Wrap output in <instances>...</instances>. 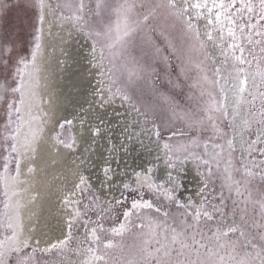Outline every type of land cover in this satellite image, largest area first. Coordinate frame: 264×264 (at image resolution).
I'll list each match as a JSON object with an SVG mask.
<instances>
[{
    "label": "snow or ice",
    "instance_id": "1",
    "mask_svg": "<svg viewBox=\"0 0 264 264\" xmlns=\"http://www.w3.org/2000/svg\"><path fill=\"white\" fill-rule=\"evenodd\" d=\"M27 7L37 10L38 24L29 47L19 39H0V264H42L38 251L61 256L58 264H65L68 251L83 254L82 264H264V0H122L115 5L109 0H29ZM7 9V0H0V10ZM46 16L67 21L91 40V62L100 78L97 94L103 98L107 81L104 103L116 95L129 103L135 113L132 123L140 127L136 135H146L154 144V159L164 160L167 175L157 183L153 168L147 167L136 173L133 187L108 165L101 185L118 191L119 198L112 195L100 202L91 176L80 171L64 197L67 234L37 249L20 239L21 205L12 197L18 191L21 162L35 152L42 132L33 99ZM157 28L179 62V74L187 78L197 57L200 95L196 106L182 114L173 109L172 115L160 116L151 106L137 107L129 95L147 68L129 60L128 49L145 29ZM142 43L153 47L149 38ZM208 43L219 49V65L208 55ZM125 72L127 80L117 86V74ZM72 124L61 122L56 138L64 148L77 151L83 137L64 136ZM89 131L93 137L103 135L100 127ZM189 164L197 170L198 190L182 200V177ZM145 191L155 199H145ZM118 208L123 209V221L117 217L118 226L106 229L105 217ZM78 227L83 229L79 239ZM127 232H134L138 242L121 249L119 258L106 259L109 249L121 247L109 233L115 237Z\"/></svg>",
    "mask_w": 264,
    "mask_h": 264
},
{
    "label": "bare ground",
    "instance_id": "2",
    "mask_svg": "<svg viewBox=\"0 0 264 264\" xmlns=\"http://www.w3.org/2000/svg\"><path fill=\"white\" fill-rule=\"evenodd\" d=\"M112 1L114 2V0ZM121 2L122 0H115L116 4ZM3 18V10H0V23ZM115 19V15L111 14V23L114 24ZM34 26H38L37 10H35ZM42 27V47L37 59L38 72L34 81L35 97L33 99V114L43 122L40 125L42 132L35 145V152L30 153L21 162L18 191L12 197L13 203L19 202L21 205L23 231L20 234V239H27L29 244L37 249H44L49 244L63 239L67 234L65 221L69 209L64 203V197L71 190L76 175L80 171L91 176L93 190L100 196V202L109 199L112 195L119 198L118 191L110 192L107 185L103 187L101 185L105 179L103 170L108 165L111 166L118 178L132 182L133 187H136L135 181L138 179L136 173L142 174V170L147 167L153 168L152 178L157 183L164 180L167 175L164 160L156 161L154 159L158 155L154 144L150 143L146 135H136L140 132V127L134 126L132 123L135 113H132L129 103L122 101L119 95L113 97L111 102L104 103L109 96L107 81H105L103 98L97 94L100 78L97 75L98 69L93 67L91 62V40L85 39L67 21H61L55 16H46ZM150 30L145 29L149 39L153 32ZM154 33L163 37V40L165 39L159 28ZM31 35L26 40L27 47H29L28 42L31 40ZM0 39H2L1 30ZM138 39L141 40L139 37ZM153 46L155 50L160 49L155 44ZM132 49V47L128 49L127 58L141 63L142 61L131 53ZM170 52L176 62L177 74L167 79L175 92L179 90L178 77L184 79L186 83L183 88L187 90L185 100L176 97L163 82L152 81L150 74L153 69L151 67H146V74L139 75L129 92L137 107L151 106L158 115L163 117L172 115L173 109L182 114L185 110L194 108L201 91L197 87V79L201 75L195 68L197 57L193 58V66L186 78L185 75L179 74V62L171 49ZM207 52L217 65L221 63L217 47L208 43ZM161 54L163 53L161 52ZM163 58L166 59L165 65H169L170 59H167L169 54ZM199 58L203 59L202 56ZM123 62L119 61V63ZM143 78L144 81H142ZM120 80H127L126 72L123 76L117 74V86H120ZM143 84L146 87L139 88ZM102 103L103 106H101ZM64 120L73 121L71 129L64 131L65 138L72 134L83 137L79 140L80 147L77 151L64 148L56 138L57 132L61 131L59 124ZM81 121H83V125ZM179 126L177 124V127ZM94 127H100L103 130V135L93 137L89 129ZM126 128L127 131H125ZM130 134L131 139L128 138ZM168 135L169 133L165 131V138ZM152 139L154 140L155 137ZM113 146H115V151L112 150ZM85 149L88 151L86 152ZM86 156L88 159H85ZM148 161H151V164H148ZM121 174L126 175L121 176ZM182 179L185 189L182 190L181 199L184 200L198 190V173L194 164L187 165ZM142 184L147 189V181L143 180ZM132 195L135 193L129 196V203ZM144 198L154 200L155 196L153 193L145 191ZM3 201V189L0 187V209L3 207ZM162 202L167 203V201ZM164 210L167 209L162 208V211ZM122 211V208H118L110 217L106 216L103 221L104 227L106 229L117 227V217ZM171 211L174 212L175 208H171ZM89 217L92 220L97 218L93 212H89ZM123 219L121 213L119 221H123ZM82 235L83 229L78 227L77 238H82ZM109 238L112 239L113 244L121 247L109 249L106 259L119 258L121 249L127 251L138 242L134 232H127L122 236L115 237L109 233ZM103 243H107V241H103ZM37 256L42 264H49V262L58 264L61 259V256L44 254L39 251ZM63 259L65 264H82L85 257L81 253L68 251L63 255ZM93 264H101V262L94 260Z\"/></svg>",
    "mask_w": 264,
    "mask_h": 264
},
{
    "label": "rangeland",
    "instance_id": "3",
    "mask_svg": "<svg viewBox=\"0 0 264 264\" xmlns=\"http://www.w3.org/2000/svg\"><path fill=\"white\" fill-rule=\"evenodd\" d=\"M8 9L3 11V21L0 23V30L2 33V39H19L23 42L24 47L28 48L26 45V40L30 37L32 33V28L35 24V9L27 7L29 0H7ZM110 3L116 4L112 0H109ZM151 31V30H150ZM152 32V31H151ZM151 45L160 47L159 53L155 52L154 46L149 48L142 43L141 40L137 39L135 45L132 47L131 53L139 59L142 65L145 67H151L152 73L151 80L155 82H163L167 89L171 90L174 95L182 100H185L187 96V90L183 88V85L186 83L183 78L178 77L179 87L176 92L175 89L170 87L169 79L175 74H177L176 62L174 61L173 56L170 54V48L167 46L166 42L163 40V37L156 35L152 32ZM158 44V45H157ZM161 52L163 54H161ZM169 54L170 63L165 65L166 59L163 57ZM164 75V76H163ZM167 76V77H166ZM145 78V77H144ZM144 78L142 81H144ZM146 83V82H143ZM145 84L141 85L139 88H142ZM146 87V86H145ZM171 88V89H170ZM122 213V212H121ZM120 215L118 218L120 219Z\"/></svg>",
    "mask_w": 264,
    "mask_h": 264
},
{
    "label": "water",
    "instance_id": "4",
    "mask_svg": "<svg viewBox=\"0 0 264 264\" xmlns=\"http://www.w3.org/2000/svg\"><path fill=\"white\" fill-rule=\"evenodd\" d=\"M147 33L146 32H144L143 34H141V36L139 37L140 39H141V41L144 39V38H147ZM164 41H165V39H164ZM167 42V41H166ZM133 47V46H132Z\"/></svg>",
    "mask_w": 264,
    "mask_h": 264
}]
</instances>
